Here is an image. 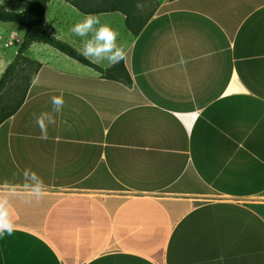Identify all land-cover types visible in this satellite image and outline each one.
Returning <instances> with one entry per match:
<instances>
[{"label": "crops", "instance_id": "1", "mask_svg": "<svg viewBox=\"0 0 264 264\" xmlns=\"http://www.w3.org/2000/svg\"><path fill=\"white\" fill-rule=\"evenodd\" d=\"M156 2L137 36L122 14H96L120 32L130 86L41 49L0 125L15 225L0 264H264V0ZM83 16L50 0L44 25L81 53L68 29ZM3 26L11 46L25 33Z\"/></svg>", "mask_w": 264, "mask_h": 264}, {"label": "trees", "instance_id": "2", "mask_svg": "<svg viewBox=\"0 0 264 264\" xmlns=\"http://www.w3.org/2000/svg\"><path fill=\"white\" fill-rule=\"evenodd\" d=\"M25 7L21 12L6 10L0 3V22L20 25L25 29L23 37L14 42L16 54L0 77V99L6 86L10 87L6 99L14 98L10 106L0 104V125L12 117L23 104L28 88L34 81L41 64L28 58L25 53L34 44H45L77 63L95 71L102 79L125 86L132 84L123 59L103 69L86 59L70 45L49 34L44 25V10L50 0H17ZM83 15L118 12L125 17V27L131 36H137L157 8L156 0H62ZM148 8V9H146ZM147 11V12H145ZM23 83V84H22Z\"/></svg>", "mask_w": 264, "mask_h": 264}, {"label": "clouds", "instance_id": "3", "mask_svg": "<svg viewBox=\"0 0 264 264\" xmlns=\"http://www.w3.org/2000/svg\"><path fill=\"white\" fill-rule=\"evenodd\" d=\"M0 2L3 3L4 0H0ZM68 32L72 37L79 38L81 55L86 59L90 58L93 63L100 64L107 60L109 65H114L124 59V50L117 43L120 32L111 25L103 23L96 15H84L82 19L71 25ZM52 103L56 106L54 111H59L63 102L61 99L53 97ZM39 119H47L49 123L54 122L48 113L42 114L41 118H38V122ZM25 175L28 173L26 172ZM35 194L42 195L39 187L36 188ZM14 228L9 206L6 201H0V239L5 234L12 235ZM218 259L223 261L224 257L221 256Z\"/></svg>", "mask_w": 264, "mask_h": 264}, {"label": "rangeland", "instance_id": "4", "mask_svg": "<svg viewBox=\"0 0 264 264\" xmlns=\"http://www.w3.org/2000/svg\"><path fill=\"white\" fill-rule=\"evenodd\" d=\"M148 9V8H146ZM10 11V10H8ZM14 12V11H13ZM147 12V11H145ZM10 25V24H8ZM12 31H15L11 28V26H3V23H0V77L2 75V73L4 72L5 68L7 67V65L13 60L15 54H16V48L15 46H11V44H5L7 42V40H3L2 36L5 35V32L7 33H11ZM5 44V46H4ZM41 49H46L47 51H51L54 53L55 50H53L52 48H50L49 46H45L43 44H35L33 48H31L30 50H28L26 52V56L30 57L31 59L34 60H44V58H46V54L44 52V50ZM15 53V54H14ZM23 84V83H22ZM14 86V83L9 84L8 86H6V89L4 90V96L0 99V104L2 106H10L11 104H13V102L15 101L14 98H10V99H6V94L9 90L10 87ZM67 227L70 229V220H66L65 221V225H63V227ZM69 254V253H67Z\"/></svg>", "mask_w": 264, "mask_h": 264}]
</instances>
